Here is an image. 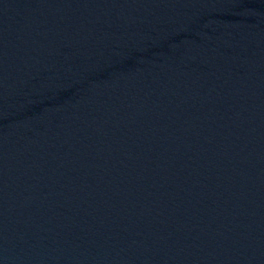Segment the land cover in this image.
<instances>
[{
  "label": "water",
  "instance_id": "water-1",
  "mask_svg": "<svg viewBox=\"0 0 264 264\" xmlns=\"http://www.w3.org/2000/svg\"><path fill=\"white\" fill-rule=\"evenodd\" d=\"M0 264H264V0H0Z\"/></svg>",
  "mask_w": 264,
  "mask_h": 264
}]
</instances>
